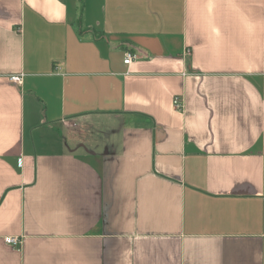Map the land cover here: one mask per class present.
<instances>
[{
    "label": "crops",
    "instance_id": "1",
    "mask_svg": "<svg viewBox=\"0 0 264 264\" xmlns=\"http://www.w3.org/2000/svg\"><path fill=\"white\" fill-rule=\"evenodd\" d=\"M0 264H264V0H0Z\"/></svg>",
    "mask_w": 264,
    "mask_h": 264
},
{
    "label": "built area",
    "instance_id": "2",
    "mask_svg": "<svg viewBox=\"0 0 264 264\" xmlns=\"http://www.w3.org/2000/svg\"><path fill=\"white\" fill-rule=\"evenodd\" d=\"M139 59V55L136 54V53H131V52H128L126 54V59L124 61V63L126 65H130L133 61ZM10 81L14 84H17V85H21L22 82H23V75H12L10 76ZM174 107L175 109H177L178 111H181L182 108H183V104H182V101L179 97H176L174 98ZM5 241L10 244V245H13L15 247L17 246H20L22 241H21V238H17V237H9V238H6Z\"/></svg>",
    "mask_w": 264,
    "mask_h": 264
},
{
    "label": "rangeland",
    "instance_id": "3",
    "mask_svg": "<svg viewBox=\"0 0 264 264\" xmlns=\"http://www.w3.org/2000/svg\"><path fill=\"white\" fill-rule=\"evenodd\" d=\"M100 127V126H99ZM89 135L93 136V137H96L98 139V143H102L103 140L105 138V136L103 134H100L98 131H95V130H89Z\"/></svg>",
    "mask_w": 264,
    "mask_h": 264
}]
</instances>
